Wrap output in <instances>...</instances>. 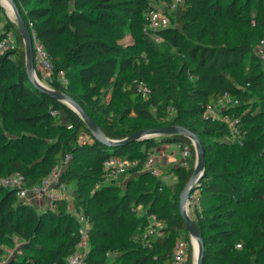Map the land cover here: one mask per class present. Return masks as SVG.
Returning <instances> with one entry per match:
<instances>
[{"label":"trees","instance_id":"trees-1","mask_svg":"<svg viewBox=\"0 0 264 264\" xmlns=\"http://www.w3.org/2000/svg\"><path fill=\"white\" fill-rule=\"evenodd\" d=\"M13 1L27 27L32 22L36 37L51 55L54 70L65 72L67 85L53 82L51 86L75 99L106 137L122 139L139 129L170 125L184 126L198 136L204 149L205 175L197 189L193 220L203 237L204 264L218 259L229 264H264V142L260 144L258 134L264 118V96L260 108H250L248 92L264 86V59L255 52L264 33L255 42L248 41L244 34H234L230 26L233 22L242 29L252 25L264 30V0H254L251 8L260 10L257 14L242 6L251 0H244L243 4L237 0H181L169 12L170 25L156 32L164 44L182 50V63L176 71L165 57L158 58L150 69H143L132 53L101 25L116 19L117 13L136 27L141 40L152 43L149 32L143 30L147 24L145 13L153 6L151 0H97L88 9L68 10L62 7L70 0ZM223 13L229 15L228 20L221 18ZM10 31L16 35V48L0 53V113L5 118L10 102L18 104L9 118L20 130L32 133L18 132L12 145L18 151L26 149L30 163L18 156H9L6 161L0 157V177L18 171L25 186L32 187L58 163H65L58 183L74 182L76 198L85 202L82 182L93 185V193L86 200L85 215L91 223L86 264H150L155 257L160 264H169L173 234L186 233L177 201L193 168L180 165L175 169L177 181L172 200L157 194V190H162L160 179L146 190H126L122 195L118 194L116 180L100 188L95 186H100L101 178H105L102 162L111 155L135 160L131 169L139 177H134L142 178L151 172L139 165L143 166L150 150L165 143L187 144L194 161L191 140L178 133L119 146L96 140L75 111L29 82L17 24L6 18L0 38ZM216 31L226 34L220 42L216 40ZM243 66L244 74L238 70ZM135 79L149 86L147 98L135 90ZM224 93L238 101L218 112L238 119V133L234 137L228 123L204 116L206 105L217 103ZM41 130L45 136L35 133ZM140 145L145 148H139ZM125 183L131 184L132 179ZM104 196L106 201L102 202ZM217 197L223 198V202H213ZM63 199L54 202L64 208ZM227 203L228 207H224ZM138 205L147 212L136 219L137 232L146 224V215L152 214L159 222L157 234H148L146 246L119 250L109 261L105 241L110 231L135 213L132 208ZM206 209L220 210L222 221H209ZM97 217L104 229L96 228ZM46 220L51 223L50 239L44 235ZM15 237L24 240L21 247L27 255L20 262L8 264H64L75 250L78 227L69 213L51 209L38 213L17 197L16 189L0 186V244ZM3 253L0 247V261ZM192 260L190 244L187 263L192 264Z\"/></svg>","mask_w":264,"mask_h":264},{"label":"rangeland","instance_id":"rangeland-1","mask_svg":"<svg viewBox=\"0 0 264 264\" xmlns=\"http://www.w3.org/2000/svg\"><path fill=\"white\" fill-rule=\"evenodd\" d=\"M97 0H70V3L67 5L63 6V9H71V8H77V9H88L90 8ZM244 0H237V3H242L243 4ZM254 0H251L248 5H242L244 7V10H251L252 14H257L260 12V10H253L251 7L254 4ZM153 3V5L156 4H161L164 6L167 2L165 0H151L150 4ZM250 4V5H249ZM3 11H5L9 16L8 18L10 20H13L14 17L11 14V11L9 7L6 5L5 9L3 8ZM240 12V11H239ZM116 16V17H115ZM174 16V14H173ZM228 16L226 13H223L221 18H224L225 20H228ZM114 17L116 19L112 20H107L103 21L101 23L103 30L105 32L117 39V41L123 45L124 47L127 48L128 51L132 53V56L135 58L136 62L142 66L143 69L148 70L155 64H157V59L160 57H165V60L170 61V63L173 66L174 71H176L183 59V53L182 50L169 46L167 44H164L158 37L157 40L153 39L152 43H149L147 40H141L139 38V32H137L136 27L132 26L130 23L125 22L124 19H121V17L117 14L114 13ZM221 18H218L220 21H222ZM4 20V15L1 13L0 14V22H3ZM122 20V21H121ZM172 22L176 23V19H172ZM231 29L234 31V34L237 36H241L244 34L246 40L248 41H256L261 34L264 33V30L261 28H255L252 25L248 27V29H242L240 26H237L233 22L231 23ZM19 33V31H18ZM14 36L15 33L13 32ZM158 36V35H157ZM226 34H222L219 31H216V40L217 42H220L221 38H224ZM257 45V44H256ZM147 46H150V48H147ZM245 63V62H244ZM239 72L245 73L246 68L245 66L240 67L238 69ZM35 72L36 76L39 78L40 77V72L35 65ZM250 92V108H260L261 103L260 101L262 100L264 96V86L262 88H251L248 90ZM1 102V98H0ZM18 106V104L14 101H11L8 109H6L8 114L6 117H2V114L0 113V157L2 160L6 161L9 156H18L22 157V160L26 163H30L28 160V151L26 149L22 151H18L14 148L12 145L13 141V136L18 135L21 131L24 133H32L31 131L25 129V130H20L19 126L14 124L10 118V111L15 109ZM229 105L224 104V105H217L215 107V113H218L220 109L227 108ZM260 130L258 134H260L261 140L260 144L264 142V118L262 121L259 123ZM19 132V133H18ZM38 135H44V131H38L35 132ZM3 136V137H2ZM45 136V135H44ZM162 136H155V139H160ZM47 138V137H46ZM84 138H86L84 136ZM168 144V143H167ZM173 146H181V143L173 142L169 143ZM141 149L145 148V145H140ZM168 153V151H166ZM153 150L149 151V154L153 157ZM195 160V157H194ZM187 163V166H190L193 168L194 162L192 160V157L190 159L185 160ZM183 162V161H182ZM95 166L98 167L96 164ZM153 166L156 169V173H151L144 175L142 178H136L134 176H137L138 174L136 173L137 171L132 170L131 168L133 167L132 165H129L126 168V171L121 174L116 181H114L118 185V194L122 195L123 192L126 190H129L130 192L133 191H143L146 190L150 185H153L155 181L160 179L162 181V190H157V194H164V196L172 200L173 199V193H174V184L177 181V174L176 171L173 170V168L170 167V165L160 167L159 165L154 164V158H153ZM138 167V166H137ZM139 168H143V166L139 165ZM65 169V163H58L56 167L52 170V173H55L57 176V180L59 176L64 172ZM134 169V167H133ZM144 170V169H142ZM140 171V169H139ZM139 177V175H138ZM127 179H132L131 184H126L125 182ZM65 184L66 187V192L70 193V198L69 199H63V205L64 208L58 207L54 200L48 196H46L43 199H29L28 201L23 200L26 202L31 209L35 210L38 213H41L43 211L47 210H63L66 213H69L70 215L73 216L74 222L77 225L78 228L83 227L86 228L90 226V221L88 220L87 216L85 215L86 212V200L88 197L93 193L92 184L88 182H82L81 183V188L83 190V198L85 199L84 201H81V198H76L73 189L76 187L74 182H62ZM110 183V180L105 178H101V185H96L95 188H100L101 186L107 185ZM26 188H29L25 186ZM55 188V186H53ZM50 194L56 193V191H53L52 188L48 190ZM53 192V193H52ZM31 193V192H30ZM198 191L196 192V194ZM57 197H59V194H57ZM223 198L217 197L215 202L216 204L223 202ZM106 201V197L104 196L103 201ZM218 202V203H217ZM209 203H207L208 206ZM224 207H228V203L224 205ZM96 209V208H94ZM135 213H130L126 218L125 221L122 225L115 227L112 231H110V237L107 241H105V246L108 248V260H112L114 254L118 252L119 250H125L129 248L136 247L138 248L139 246L143 247L146 246L147 243L145 242V238L148 236V231L150 228L155 229V233L158 232L157 230L159 229V222H156L154 220V216L152 214H147L146 217L143 219L144 227L141 228L140 232H137L136 228L139 224V222L136 220L138 218H141L143 214L147 212V209L143 208L142 206H134L132 208ZM223 210V209H222ZM219 211L220 210H214V211H209L206 209V218L211 221V222H221L222 219L219 218ZM190 217L192 219L195 218L194 210L193 208H190V211H188ZM143 218V217H142ZM23 222V221H22ZM47 224V229L45 230L44 235L50 239L48 236V229L51 225L46 220ZM26 225V224H25ZM28 226V224L26 225ZM96 228L99 229H104L105 225L103 222L100 220L99 217H97V225ZM157 234V233H156ZM178 238H186L188 241L191 240L190 235L187 233H182L179 235L173 234L172 236V246L174 244V241L177 240ZM238 237H234V239H237ZM24 244V240L20 239L18 237H15L12 239L10 242H5L3 244H0V247L3 249V258L0 261V264H8L10 262H20L23 257L27 255V252L25 250H22V245ZM121 248V249H120ZM88 250V249H87ZM194 253L193 246H192V254ZM157 258L153 259V262L150 264H160L159 261H156ZM230 262L228 261H221V260H216L213 261L212 264H229ZM17 264V263H16Z\"/></svg>","mask_w":264,"mask_h":264},{"label":"built area","instance_id":"built-area-1","mask_svg":"<svg viewBox=\"0 0 264 264\" xmlns=\"http://www.w3.org/2000/svg\"><path fill=\"white\" fill-rule=\"evenodd\" d=\"M179 3H181V0H172L170 3H166L164 6H162L161 4L153 5L145 13L147 24L143 27V30L149 32V36L152 39L157 40L158 36L156 32L170 25L169 12L174 10ZM6 5L8 6L5 0H0L1 9H5ZM28 29L34 53V63L40 72V77H37L38 80L51 88H53L51 86L53 82H56L62 86H66L68 80L65 72L62 69L57 71L54 70L51 55L46 50L44 45L40 42V40L36 37L31 21H29L28 23ZM0 32H2V26L0 27ZM15 48L16 39L13 32L10 31L5 33V35L0 38V53L12 52ZM255 52L261 59H264V38L259 40L258 44L255 47ZM134 88L142 98H147L150 95L151 90L143 80L135 79ZM237 102V99H234L227 93H224L222 98L217 101V103L206 105L204 116L210 117L211 119L218 118L228 123V125L230 126L231 135L232 137H234L238 133V130L235 126V123L238 121V119L235 117L232 118L226 113L221 115L215 113V107L217 105L224 104H228L230 106L236 104ZM223 109L225 110L226 108ZM179 147L181 148L183 156V162L181 164L182 166H187L185 160L191 158L189 146L187 144H182V146ZM129 165H136V161H129L119 156L111 155L102 162V170L107 179L117 180V178L126 171V168ZM143 169L151 173H156V169L153 166V157L149 153L143 163ZM52 172L53 171L42 178L37 185L26 188L22 173L16 171L9 175L0 177V186L10 189H16L17 197L22 198L26 201H28L29 199H43L48 195L53 200L57 198L69 199L70 193L66 192L65 184L58 183L56 174ZM53 186H55V188L59 191V197L50 194V192L48 191ZM196 192L197 189L193 191L187 199L186 205L188 211H190V208H193V206H195V204L197 203ZM88 227L78 228V240L76 242L75 250L67 257L64 264H86L84 262V256L88 249ZM154 231L155 229L151 227L148 231V234H153ZM190 244L192 245V240L188 241L184 238L176 240L170 255L169 264H188L187 258ZM237 246H239V244H237ZM193 261L194 260H192V264Z\"/></svg>","mask_w":264,"mask_h":264},{"label":"water","instance_id":"water-1","mask_svg":"<svg viewBox=\"0 0 264 264\" xmlns=\"http://www.w3.org/2000/svg\"><path fill=\"white\" fill-rule=\"evenodd\" d=\"M5 1L8 4L12 16L14 17L13 21H15L17 24V28L24 46L25 72L27 74L29 82L40 92L49 95L53 99L65 103L73 111H75L85 122L87 128L91 131L92 135L95 137L96 140L108 145L119 146L130 141H143L150 138H154L155 136H162L172 133L185 135L191 140V144L195 152V162L190 178L184 185L182 191L179 193L177 207L179 210V214L185 223V229L192 240V246L194 250L193 264H204L205 245L203 237L197 224L190 217L186 205L188 197L193 191L198 189L205 175L204 149L198 136L193 131L189 130L184 126L170 125L139 129L122 139H112L106 137L100 130L98 124L88 115V113L80 106V104L75 99H73L70 95L66 94L65 92L51 88L41 83L40 80H38L35 72L34 53L32 49L29 29L15 2L13 0Z\"/></svg>","mask_w":264,"mask_h":264},{"label":"crops","instance_id":"crops-1","mask_svg":"<svg viewBox=\"0 0 264 264\" xmlns=\"http://www.w3.org/2000/svg\"><path fill=\"white\" fill-rule=\"evenodd\" d=\"M1 13L4 15V20L3 22H0V27L9 16L5 11H3V8H0V14ZM166 151H168V153ZM153 152L154 164L159 165L160 167L170 165V167L175 170L177 167L182 165L183 156L179 146L177 147L169 143H165L154 148ZM52 190L56 191V193L53 194L54 196L59 194V191L56 188L52 187Z\"/></svg>","mask_w":264,"mask_h":264}]
</instances>
